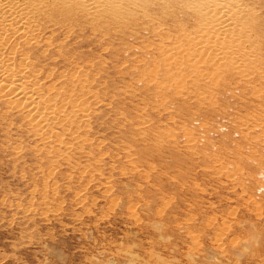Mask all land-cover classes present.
<instances>
[{
	"label": "rangeland",
	"instance_id": "1",
	"mask_svg": "<svg viewBox=\"0 0 264 264\" xmlns=\"http://www.w3.org/2000/svg\"><path fill=\"white\" fill-rule=\"evenodd\" d=\"M165 2L33 33L44 87L85 75L96 96L58 159L67 124L42 139L0 98V264H264V0ZM226 34L258 55L216 72L206 50L233 48Z\"/></svg>",
	"mask_w": 264,
	"mask_h": 264
},
{
	"label": "bare ground",
	"instance_id": "2",
	"mask_svg": "<svg viewBox=\"0 0 264 264\" xmlns=\"http://www.w3.org/2000/svg\"><path fill=\"white\" fill-rule=\"evenodd\" d=\"M128 1L134 2L135 0ZM170 1L168 0V2ZM167 3L165 2L166 5ZM214 4L219 5L217 0H214ZM120 6L119 0H0V98H10L7 104L8 109L26 112L30 124L37 128L36 133H44L42 139H47L50 136L56 124L57 126H61L63 123L67 124L62 132L57 131L58 134L54 138L56 146L50 147L51 155L56 159L65 158L66 152H73L81 148L78 146L81 143V127L85 119L88 118L86 105L89 103V97L96 95L91 94L87 84L89 81L85 75L75 74L78 78L76 84L68 82L53 86L49 83L51 86L44 87V83L53 74L48 71L44 75V80L40 78L43 69L36 60L31 59L30 49L27 48V45L34 41L33 33L39 29L41 22L65 17L69 13L74 15L77 9L84 13H95L111 8L120 16ZM238 11L237 7L235 12ZM227 12L226 9L219 7L217 19L227 15ZM68 17L73 21L72 16ZM225 23L226 21L223 22V24ZM203 24H207V20ZM230 27L231 23L227 29ZM202 28L205 26L200 27V29ZM209 32H211L210 29L206 31L204 37ZM9 33L25 39L23 47L19 48V42L11 46V41L16 36L10 35L7 38ZM220 41L227 44L232 42L233 48L225 50L221 47L211 46L206 50L209 60L215 63L214 70L216 72L225 68L226 64L230 62L235 66L243 65L247 61L241 56L243 54L258 55L257 50L253 49L250 44L244 43V40L236 43L228 34L223 36ZM178 60L179 58L176 63ZM249 74L250 72L244 73L246 78L251 76ZM64 75L60 74L58 78L64 77ZM212 84L216 85V81H212ZM181 89L178 90L181 91ZM47 94L52 97L46 99ZM260 121L263 122L264 119ZM73 122L77 124L70 127ZM67 137L69 140L65 141L64 139Z\"/></svg>",
	"mask_w": 264,
	"mask_h": 264
}]
</instances>
